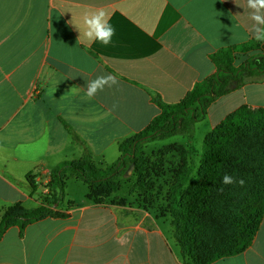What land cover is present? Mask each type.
Masks as SVG:
<instances>
[{
  "label": "crops",
  "instance_id": "obj_1",
  "mask_svg": "<svg viewBox=\"0 0 264 264\" xmlns=\"http://www.w3.org/2000/svg\"><path fill=\"white\" fill-rule=\"evenodd\" d=\"M100 8L115 28L107 46L74 25ZM253 24L247 0H0V211L32 201L29 175L49 179L86 150L115 163L161 113L147 91L182 101L216 73L211 55L255 40ZM107 74L118 85L88 98ZM244 106L264 109V78L214 102L210 130ZM70 206L23 234L9 228L0 264H184L165 220L86 198ZM212 264H264V218L251 246Z\"/></svg>",
  "mask_w": 264,
  "mask_h": 264
},
{
  "label": "trees",
  "instance_id": "obj_2",
  "mask_svg": "<svg viewBox=\"0 0 264 264\" xmlns=\"http://www.w3.org/2000/svg\"><path fill=\"white\" fill-rule=\"evenodd\" d=\"M210 58L216 73L196 84L182 101L167 104L146 90L161 113L147 128L120 144L115 163L101 169L86 150L81 160L63 163L53 171L50 193L41 207L28 210L18 203L0 211V240L11 227H19L23 234L33 223L67 217L55 214L53 207L64 201L68 177L88 185L92 190L88 199L94 202H100L99 196L108 198L119 192L129 167L142 174L145 144L192 135L219 98L264 78V53L258 41L221 49ZM170 174L165 211L171 215L184 264H212L244 252L264 218V109L244 106L228 116L206 135L198 168L192 160L183 159ZM225 174L236 183L243 180V185L223 184ZM36 178L28 176L33 193L38 190ZM142 184L137 186L146 193Z\"/></svg>",
  "mask_w": 264,
  "mask_h": 264
},
{
  "label": "rangeland",
  "instance_id": "obj_3",
  "mask_svg": "<svg viewBox=\"0 0 264 264\" xmlns=\"http://www.w3.org/2000/svg\"><path fill=\"white\" fill-rule=\"evenodd\" d=\"M210 131L209 123L204 120L195 125L193 134L190 136L187 134H180L169 139L157 140L145 144L144 153L147 158L146 162L143 164L145 168L142 170V174H136L134 169L129 167L127 174L122 178L120 191L112 194L108 198L99 196L97 198L101 199L100 202L95 201V203L120 206L129 211L131 209V212L132 210H136L137 212L146 211L150 213L156 221L160 222L161 219H163L162 221L165 220L174 238L172 218L171 215L166 212L168 181L171 178L170 171L175 164L183 159L187 162L192 160L195 163V167L198 168L203 153L204 139ZM119 156L120 155H117L116 158ZM108 165L101 164L97 166L101 169H105ZM50 181L51 177L45 180H36L38 183V190L34 193L32 201L25 204V209H36L44 204V199L50 193L48 188ZM139 182L143 183L142 186L146 193H143V190L137 186ZM65 183V199L58 207H53V209H55V214L65 215L72 203L76 205L84 198L91 201L88 198L92 190L88 185L74 177H68ZM233 184L240 187V183ZM70 199L73 201L72 203L69 202ZM91 202L93 203L94 201ZM216 237H212V239Z\"/></svg>",
  "mask_w": 264,
  "mask_h": 264
},
{
  "label": "clouds",
  "instance_id": "obj_4",
  "mask_svg": "<svg viewBox=\"0 0 264 264\" xmlns=\"http://www.w3.org/2000/svg\"><path fill=\"white\" fill-rule=\"evenodd\" d=\"M247 8L250 10V19L254 21V38L259 42H264V0H247ZM74 25L88 42L98 41L107 46L115 35V28L109 23V16L103 8L86 12L82 17V27ZM118 83L117 78L111 74L98 76L87 83L86 95L91 99L99 91H103L106 86L113 87ZM236 182L235 178L228 174L223 176V184ZM239 183L243 185L244 181L240 180Z\"/></svg>",
  "mask_w": 264,
  "mask_h": 264
}]
</instances>
